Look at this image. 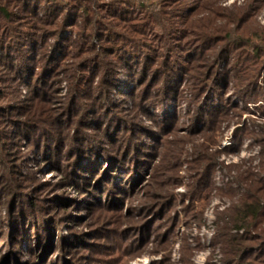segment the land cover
<instances>
[{
    "label": "rangeland",
    "instance_id": "1",
    "mask_svg": "<svg viewBox=\"0 0 264 264\" xmlns=\"http://www.w3.org/2000/svg\"><path fill=\"white\" fill-rule=\"evenodd\" d=\"M262 40L264 0H0V264H264Z\"/></svg>",
    "mask_w": 264,
    "mask_h": 264
},
{
    "label": "trees",
    "instance_id": "2",
    "mask_svg": "<svg viewBox=\"0 0 264 264\" xmlns=\"http://www.w3.org/2000/svg\"><path fill=\"white\" fill-rule=\"evenodd\" d=\"M83 12H85V13L87 12V11H86V7H83ZM106 12H108V11H106ZM262 42L264 43V40H262ZM256 215H257V214H256Z\"/></svg>",
    "mask_w": 264,
    "mask_h": 264
}]
</instances>
